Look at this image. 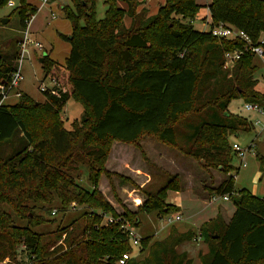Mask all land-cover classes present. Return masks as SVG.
<instances>
[{"label": "trees", "instance_id": "obj_1", "mask_svg": "<svg viewBox=\"0 0 264 264\" xmlns=\"http://www.w3.org/2000/svg\"><path fill=\"white\" fill-rule=\"evenodd\" d=\"M9 1L0 0V6ZM71 4L63 9L72 30L61 36L70 45L65 63L47 54L40 58L45 77L55 84L44 92L45 102L34 103L21 93L15 104L0 105V146L15 135L22 142L11 156H0V264H118L124 254L132 255L125 264H191L176 249L194 241L197 233L171 230L141 258L152 234L141 236L136 250L124 229L126 224L139 229L141 215L162 219L178 213L165 202L168 192L181 190L178 175H170L155 191L140 188L143 201L136 212H117L98 189L105 179L117 198L122 182L134 183L106 164L114 143L143 157L139 142L145 136L225 175L209 199L227 196L234 212L227 221L218 213L199 227L207 244L201 264H264V198L246 189L235 191V177L229 175L239 171L232 165L229 137L254 126L230 113L229 103L242 99L264 107V92L255 90L256 56L245 52L225 69V53L242 48L243 42L196 31L192 21L201 7L196 0H165L146 19L128 6L118 8L114 0L105 1L101 20L94 0ZM208 9L211 29L232 27L253 45L264 33V0H211ZM16 11L22 32L37 10L21 0ZM124 16L131 19L128 28ZM20 38L0 45V100L1 87L7 88L16 71ZM198 50L200 70L194 64ZM72 96L85 111L67 131L57 115ZM256 158L264 172V158ZM80 167L87 169L90 190L72 176ZM72 204L83 212L54 230L38 229L55 223L46 213L60 211L62 221L73 212ZM106 216L111 222L102 225ZM19 254L23 261L17 260Z\"/></svg>", "mask_w": 264, "mask_h": 264}, {"label": "rangeland", "instance_id": "obj_2", "mask_svg": "<svg viewBox=\"0 0 264 264\" xmlns=\"http://www.w3.org/2000/svg\"><path fill=\"white\" fill-rule=\"evenodd\" d=\"M20 1L10 0L13 6L6 5L5 2L0 6V45L7 44L13 36L21 34L19 16L16 11L20 5ZM94 1L96 19L101 20L105 15L106 0ZM196 1L201 7L192 24L198 23L197 17L207 12L205 11V3L210 0ZM25 2L37 10L30 27V38L40 42L44 49L42 51H31L29 57L26 56L24 58L21 66L22 80L19 82L17 90L26 94L34 103L38 104L45 102L44 92L51 90L55 86L52 80L45 77L39 59L42 55L47 54L51 60L63 65L69 55L70 45L61 36L68 37L71 34V24L63 14V9L66 6L72 8V4L71 0H50L44 5L41 0H25ZM114 2L118 8L123 10H126L128 6L131 13L136 15L141 12L142 18L146 19L155 15L158 7L163 5L165 0H114ZM201 11L203 12L201 13ZM51 13H54L57 18L51 19ZM2 21L6 23L3 25ZM130 22V18L123 17L125 28L130 26ZM194 60L195 68L200 70L202 66L200 50L195 51ZM254 61L259 68L254 74V77L258 80V86L255 90L264 92V58L256 56L253 58ZM16 102L17 98L10 95L4 103L13 105ZM244 104L247 103L242 99L232 100L229 103L228 111L245 118L251 122V125H254L256 121H258V124L251 126L250 132L239 133L238 137H229L230 145L237 144L240 148L247 151L245 153L246 167H240L238 172L233 171L229 175L235 177V191L246 189L251 194L264 198V172L260 171L259 161L256 158L257 154L264 158V115L256 111H245L243 108ZM84 111V106L76 97L72 96L61 107L57 117L61 120L63 128L69 131L72 129L73 124L80 123ZM21 143L19 135H15L10 141L0 146V156L3 158L11 156L20 148ZM116 144L119 145V143H114L106 167L109 171L119 172L131 177L134 183L122 182L120 188L117 189V198L110 191L107 180L104 179L99 186L103 190L102 195L104 198L117 212L122 213L123 208L131 212L137 211V208L143 201L140 188L147 187V190L155 191L173 174L178 175L180 180L181 190L179 192H168L165 201L179 209L178 213L172 214L180 215V221L171 227H167L166 222H164L165 220L156 219L154 214L140 216L141 225L139 229L136 228L137 233L140 236H150L152 234V240L147 245V248H145L141 258L147 256L150 245L154 242L163 241L170 234L171 230H176L179 233L191 230L197 233L198 237L201 236L199 233L201 224L214 218L218 213L227 221L225 211L229 213L234 208L232 200L224 202L221 196L214 195L215 200L211 203L208 202L210 196H212L210 190L217 187L221 180L225 178V175L216 170L205 169L199 161L182 155L178 150L163 145L150 136L143 137L139 142L143 157L139 150L137 151L140 153V156L130 146H118ZM154 153H161L162 157L164 155L167 156L169 161L165 157H163L165 158L163 161H158L153 156ZM240 160L233 157L232 165L238 168ZM135 170L140 171L135 172ZM146 174L150 177L148 178ZM72 176L79 186L88 190L91 189L90 185H88L86 177L87 169L85 167H80ZM72 211L62 221V212L58 211L55 216H50L46 213V218L49 220L55 219V223L42 225L38 229L49 231L54 230L57 226L66 225L76 216V213L83 212V209L81 207H74ZM38 212L44 214L41 211ZM106 218H109V216L104 217L102 225L106 224ZM176 250L178 253H184L191 264H201L200 256L206 254L207 244L205 239L203 240L201 237L200 241L184 243L178 246ZM17 260L23 261L20 254L17 256Z\"/></svg>", "mask_w": 264, "mask_h": 264}, {"label": "built area", "instance_id": "obj_3", "mask_svg": "<svg viewBox=\"0 0 264 264\" xmlns=\"http://www.w3.org/2000/svg\"><path fill=\"white\" fill-rule=\"evenodd\" d=\"M41 1L44 5L50 0H41ZM7 5L13 6V3L9 1ZM33 17L34 15L25 21V29L20 34L21 38L18 41L19 53H18V57L16 60V71L10 77V82L7 88L4 89L3 87H1L2 99L0 100V105L4 104V102L7 100V98L10 95H12L13 97L17 99L20 97L21 92L18 91L17 88H18L19 82L22 80V75H21L22 62L26 56L29 57L31 51H42L44 49L43 45L40 42L34 41L30 38L29 28H30ZM50 18L56 19V15L54 13H51ZM209 32H211L213 35H216V36H219L225 39L238 38L239 40L243 42L242 49H237L232 52L225 53L224 55V58H225L224 68L225 69H230L234 65V63L238 61L240 57L242 56V54L246 51L253 53L257 57L264 58V33L259 37L258 42L253 45L250 39L244 33L239 32L235 30L234 28L226 26L224 24H219L214 29L210 28ZM243 108L245 111H256L264 115V108L258 105L247 103V104H244ZM257 124H258V121L254 123L255 126ZM231 150L234 154V157L241 159L240 164H239L240 166H238V169H240V167L245 168L247 164L245 161V153L247 151L240 148V146L237 144H231ZM212 200H215V198L213 197ZM222 200L228 201L229 199L226 196V197H222ZM72 207H74V205H72ZM54 214H55V210L52 212V215ZM163 219L165 220L164 222H166L167 227L181 220L180 216L177 214H174L167 218H162L160 220H163ZM105 220L107 223L111 222L110 218H106ZM124 229L127 232V237L131 244V247L137 250L138 247L140 246L141 236L137 233L136 228L130 227L128 224L124 226ZM200 239H201V236H198L195 238L194 241H197V240L200 241ZM134 255L136 256L137 253L135 252L133 256ZM131 256H132L131 254H124L122 258L119 260L118 264H125L126 260H128Z\"/></svg>", "mask_w": 264, "mask_h": 264}, {"label": "crops", "instance_id": "obj_4", "mask_svg": "<svg viewBox=\"0 0 264 264\" xmlns=\"http://www.w3.org/2000/svg\"><path fill=\"white\" fill-rule=\"evenodd\" d=\"M211 1V0H210ZM210 1L209 2H207V3H205V11H207L206 13H204V15H202V14H200V12H199V17H197L198 18V23H193L192 25H193V27H194V29L196 30V31H199V32H209V29H210V25H211V17H210V13H209V9H208V5H209V3H210ZM197 2V1H196ZM163 4V3H162ZM155 10H156V8H155ZM203 11H201V13H202ZM204 16V17H203ZM56 18H57V16H56ZM33 20H34V17H33V19H32V22H31V25H32V23H33ZM203 20V21H202ZM31 25H30V27H31ZM29 30H30V28H29ZM22 93V92H21ZM239 136V134H237V135H235V137H238ZM162 154L161 153H154L153 154V156L155 157V158H157L158 159V161H163L165 158L167 159V161H169V159H168V157L167 156H163V157H165V158H163L162 156H161ZM140 170H135V172H139ZM147 175V174H146ZM148 176V178L150 177L149 175H147ZM147 182V181H146ZM98 189L101 191V193L103 194V190H101L102 188L99 186L98 187ZM215 198V197H214ZM213 200H212V198L211 199H209V203H211ZM224 202H226V201H224ZM141 203V202H140ZM139 203V204H140ZM226 212V220H229L230 219V217L232 216V214H233V212H234V208L232 209V210H230V212L228 213L227 211H225ZM180 216V215H179ZM181 218V217H180ZM211 219H213V218H211ZM211 219H209V220H211ZM207 253V252H206Z\"/></svg>", "mask_w": 264, "mask_h": 264}, {"label": "water", "instance_id": "obj_5", "mask_svg": "<svg viewBox=\"0 0 264 264\" xmlns=\"http://www.w3.org/2000/svg\"><path fill=\"white\" fill-rule=\"evenodd\" d=\"M1 23L4 25L6 22H5V21H2ZM41 61H42V59H40V62H41Z\"/></svg>", "mask_w": 264, "mask_h": 264}]
</instances>
